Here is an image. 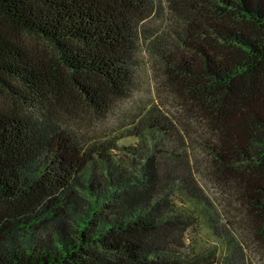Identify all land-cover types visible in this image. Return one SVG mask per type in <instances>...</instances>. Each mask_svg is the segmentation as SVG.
<instances>
[{"label":"trees","instance_id":"obj_1","mask_svg":"<svg viewBox=\"0 0 264 264\" xmlns=\"http://www.w3.org/2000/svg\"><path fill=\"white\" fill-rule=\"evenodd\" d=\"M167 1L161 30L145 23L157 0H0V87L22 103L0 109V264H246L198 176L228 189L232 227L264 247V0ZM20 33L53 44L61 62L34 63ZM142 47L182 116L151 109L127 126L125 136L177 144L136 159L54 109L70 101L64 70L106 118ZM203 226L216 243L187 247Z\"/></svg>","mask_w":264,"mask_h":264},{"label":"rangeland","instance_id":"obj_2","mask_svg":"<svg viewBox=\"0 0 264 264\" xmlns=\"http://www.w3.org/2000/svg\"><path fill=\"white\" fill-rule=\"evenodd\" d=\"M157 1L159 3L161 2L160 7L145 23L151 26L156 25V28L162 30L165 29L166 26H169L172 9L167 0ZM4 27L9 30L7 25ZM20 35L22 36L21 43L31 53V59L34 63L52 65L61 62L58 50L50 42L33 34L20 33ZM136 59L137 64L135 66L133 82L128 95L116 99L113 112L106 118L100 117L85 106L82 97L79 96L75 87L69 80L67 72L64 70H60V75L63 78L62 82L64 83L62 85V92L66 97H69L70 101H68L69 104H61L60 107L54 110L57 114H60V117L63 118V121H65L67 125L73 128L85 130L87 132L97 131L100 137L103 132L107 135H111V137H119L117 145L121 147V150H119L117 154L119 156H126L127 152H125V149L133 148L135 149L134 152L138 154L136 159H139L140 155L142 156L146 153H150L153 145H161L164 147L172 146L174 149L177 147V144H170V139L166 141V139H161L162 137L158 140L155 136L137 130H135V132H138V136H125L124 131L127 126H136L137 122L146 117L148 111L151 109L159 110L166 115H170L171 118L176 117L177 121L182 114L175 95H172V93L163 86V72L158 65V60L154 52L148 47H142ZM27 94L30 95L31 93L27 92ZM21 104L17 96L12 95L7 90L0 87V109L20 111ZM135 132L132 131L130 133ZM159 141L160 143H158ZM179 148H181V146H179ZM197 178L203 186L205 195L212 204V217L216 222H219L220 225L226 227L230 237H235L237 239L238 244L242 247L245 263L264 264V247L253 240L247 227L241 223L236 230L232 227L234 221L233 213H235L233 212V206L235 204L229 196L228 189L217 182H211L199 176ZM200 240L203 244H215L217 241L215 237L211 238L209 234H207L206 226L195 227L187 231V247H191L193 241L196 242Z\"/></svg>","mask_w":264,"mask_h":264}]
</instances>
